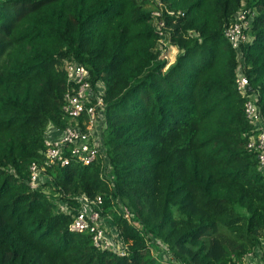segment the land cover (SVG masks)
<instances>
[{
	"label": "trees",
	"instance_id": "obj_1",
	"mask_svg": "<svg viewBox=\"0 0 264 264\" xmlns=\"http://www.w3.org/2000/svg\"><path fill=\"white\" fill-rule=\"evenodd\" d=\"M154 1L0 0V264H161L143 234L180 264H235L259 246L264 174L247 147L238 51L224 31L239 9L254 13L239 52L264 115V0H160L183 13L163 17L179 50L169 66L157 50ZM64 60L104 87L113 189L100 162L46 166L50 195L28 186L46 126L66 125ZM58 191L68 214L52 201ZM80 194L103 198L125 256L68 230Z\"/></svg>",
	"mask_w": 264,
	"mask_h": 264
},
{
	"label": "built area",
	"instance_id": "obj_2",
	"mask_svg": "<svg viewBox=\"0 0 264 264\" xmlns=\"http://www.w3.org/2000/svg\"><path fill=\"white\" fill-rule=\"evenodd\" d=\"M149 7L155 32L159 35L157 50L161 57L165 49L176 47L172 43L163 17L180 18L183 17V13L166 9L160 0H155L153 6ZM247 14L249 19L254 16V13L250 11L239 9L234 15V22L226 27L224 35L232 47L238 51L239 64L236 68L235 83L238 95L243 99L245 118L251 126L247 147L256 153L258 169L264 174V115L259 109V93L250 86L243 73L245 64L241 59L242 52H239L240 44L250 43L252 40L247 34L250 22L246 18ZM60 68L66 75V90L63 94L62 106L66 125L64 128L51 123L46 126L43 149L40 152L43 156V164L32 162L29 165L28 186L32 191L50 195V188L44 186L46 182L51 181L46 174V166H64L68 163L88 166L100 162L101 178L105 179L113 189L111 167L108 166L103 139L106 129L104 87L100 83L93 86L86 68L75 61L64 60ZM72 200L78 204V207L72 216L68 230L73 233L90 234L92 245L98 251H107L120 257L125 256L128 245L111 218L102 214L103 198L101 196L89 198L85 194H80L73 196ZM52 201L57 205L58 212L70 213L68 203L60 200L59 191L54 192ZM121 214L124 219L131 221L132 214L125 211ZM143 235L149 254L157 262L180 264L169 254L163 242L150 235ZM233 262L264 264V236L260 239L259 246L238 260L234 258Z\"/></svg>",
	"mask_w": 264,
	"mask_h": 264
},
{
	"label": "rangeland",
	"instance_id": "obj_3",
	"mask_svg": "<svg viewBox=\"0 0 264 264\" xmlns=\"http://www.w3.org/2000/svg\"><path fill=\"white\" fill-rule=\"evenodd\" d=\"M178 54H179V51L177 47H173V48L165 49V52L161 53V57L163 61L165 60L168 62V66H169V64L171 65L175 61V58Z\"/></svg>",
	"mask_w": 264,
	"mask_h": 264
}]
</instances>
